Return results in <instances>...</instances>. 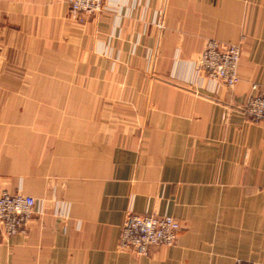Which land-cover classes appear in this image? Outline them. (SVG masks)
I'll use <instances>...</instances> for the list:
<instances>
[{
  "label": "crops",
  "instance_id": "obj_1",
  "mask_svg": "<svg viewBox=\"0 0 264 264\" xmlns=\"http://www.w3.org/2000/svg\"><path fill=\"white\" fill-rule=\"evenodd\" d=\"M240 46L233 87L197 66ZM264 0H0V193L37 200L0 264H264ZM179 220L171 246H118L127 214Z\"/></svg>",
  "mask_w": 264,
  "mask_h": 264
},
{
  "label": "built area",
  "instance_id": "obj_2",
  "mask_svg": "<svg viewBox=\"0 0 264 264\" xmlns=\"http://www.w3.org/2000/svg\"><path fill=\"white\" fill-rule=\"evenodd\" d=\"M109 0H68L69 14L77 22L104 9ZM240 46L208 40L197 60L205 75L227 87L238 81ZM255 93L246 102V111L254 120L264 119V86L252 84ZM37 200L22 192L0 193V231L11 236L25 230L27 222L36 213ZM181 228L179 220L170 215L152 213L126 215L120 228L118 246L130 248L137 255L149 254L152 246H171L176 242ZM233 264H254L237 258Z\"/></svg>",
  "mask_w": 264,
  "mask_h": 264
}]
</instances>
